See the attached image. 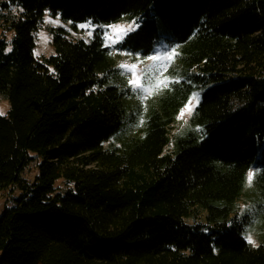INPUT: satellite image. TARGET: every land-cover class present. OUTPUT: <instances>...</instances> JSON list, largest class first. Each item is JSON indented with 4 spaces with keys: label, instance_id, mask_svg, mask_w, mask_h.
Returning a JSON list of instances; mask_svg holds the SVG:
<instances>
[{
    "label": "trees",
    "instance_id": "trees-1",
    "mask_svg": "<svg viewBox=\"0 0 264 264\" xmlns=\"http://www.w3.org/2000/svg\"><path fill=\"white\" fill-rule=\"evenodd\" d=\"M46 10L134 19L119 51L150 56L163 36L181 47V79L141 135L104 147L133 94L109 83L100 40L52 29L54 54L37 60ZM0 30V191L12 193L0 264H264V241L248 243L250 217L231 206L255 164L264 179V0H0ZM199 90L198 129L165 153Z\"/></svg>",
    "mask_w": 264,
    "mask_h": 264
},
{
    "label": "rangeland",
    "instance_id": "rangeland-1",
    "mask_svg": "<svg viewBox=\"0 0 264 264\" xmlns=\"http://www.w3.org/2000/svg\"><path fill=\"white\" fill-rule=\"evenodd\" d=\"M81 25H86L87 27H81ZM128 25H133L134 30L127 32V34L122 38L118 37L113 31V26H123L126 28ZM138 27L139 23L134 19L129 18L128 16H125L113 23H97L93 20H88L83 23H75L71 20L63 19L60 13L53 15L51 11L46 10L44 13L43 23L35 32V56L37 60L41 62L44 61V58L50 57L54 54V34L51 31L52 29H61L66 33L68 37L74 39H83L88 43H91L94 40H100L102 42V45L109 49V54L115 68V72L110 74L109 83L118 85L121 88H129L133 96L127 101V111L123 120L121 130L117 135L104 143V147L108 149H111L115 146H122L127 133V138H132L134 136L137 137L142 134L146 126V122L150 118L152 110L156 107L159 99L165 94L167 89L162 88V90H160L158 94L144 99L142 95L134 91L130 86L129 81L132 78L131 74L126 73L121 68V65H137L139 71L143 72L146 67H152L153 65V62L150 61L148 57L153 55L162 56L168 52L175 51L177 53V56L172 62H160L161 71L156 75L159 77V79H166L168 82V86H170L171 83L180 81L182 75H180V71H183L182 62L180 60L181 47H170L169 42L166 40L167 36H163V38L157 43L154 53L150 56L119 51L117 45L121 43L128 34L137 30ZM89 33L91 34L89 35ZM11 37L12 34L10 33L8 35V39H10ZM166 63L168 66L164 67V64ZM202 91L203 90L195 91L193 97H196V99L193 100V97L189 99L178 113L170 131V139L165 147V153L172 152L175 154L178 140L186 136V134H188L190 131L198 129V126L191 121V118L194 109L201 99ZM190 102L192 105L191 114H186L184 119H180L179 116L181 112L186 109ZM9 107V101L7 100L5 95L0 93V110H2L4 114H6ZM250 172L255 173L252 184L249 186L246 178L244 183L245 185L241 190L240 196L236 201L233 202L231 206L233 214H237V216L239 217H242L244 215H248L250 217V222L245 227L243 236L245 239L246 237L251 236V238L255 241V246H253L252 244L250 245H252L253 247H258L264 241V179H260V176L262 174L260 166L258 167V165L255 164V167L249 170L248 174ZM27 173L28 176H32L35 173L34 168L29 169ZM11 197L12 193L9 190L0 191V215L3 213L7 206H10L12 204Z\"/></svg>",
    "mask_w": 264,
    "mask_h": 264
},
{
    "label": "snow or ice",
    "instance_id": "snow-or-ice-1",
    "mask_svg": "<svg viewBox=\"0 0 264 264\" xmlns=\"http://www.w3.org/2000/svg\"><path fill=\"white\" fill-rule=\"evenodd\" d=\"M81 27H87L86 25H81ZM134 26L128 25L126 28L123 26H113V31L118 37H123L127 34V32L133 31ZM91 33H89L90 35ZM177 56V53L175 51H171L166 53L162 56H150L148 59L153 62L152 67H146L143 72L139 71V68L137 65H121V68L126 72L131 74V79L129 81L130 86L133 88L134 91L139 93L143 96L144 99L149 98L152 95L158 94L162 88H166L168 86V82L166 79H159V77L156 75L161 71L160 62L166 61V62H172L174 58ZM167 63L164 64V67H167ZM196 97H193V100H195ZM192 112V105L191 102L186 107V109L181 112L179 118L184 119L185 115H190ZM0 115H4L3 111L0 110ZM255 177L254 172H250L247 177V182L249 186L252 184ZM249 244H252L255 246V241L251 238V236L246 237Z\"/></svg>",
    "mask_w": 264,
    "mask_h": 264
}]
</instances>
